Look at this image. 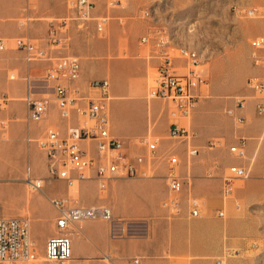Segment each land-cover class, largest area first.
<instances>
[{
	"label": "rangeland",
	"instance_id": "obj_1",
	"mask_svg": "<svg viewBox=\"0 0 264 264\" xmlns=\"http://www.w3.org/2000/svg\"><path fill=\"white\" fill-rule=\"evenodd\" d=\"M113 1L116 0H97L94 16L122 17L125 24L119 26L112 19L109 28L100 35L95 33L93 23H88L87 28H78L76 21L70 19L73 15L69 14L64 0H0V40L6 47L0 53V122L5 125V132L0 133V170L4 172L0 176V217H25L30 221V235L37 249V259H41L36 264H51L42 260L44 243L41 239L49 229L51 235L47 238L56 236L54 212L48 199H68L72 204L110 208L108 193L111 184L105 192H100L93 180L75 183L67 189L65 182L48 176L44 155L36 149L35 143L27 142V139L42 136L43 131L37 126V135H32V124L39 122L32 123L27 119L22 95L25 88L21 79L27 70H30L32 78V67L41 68L47 63L26 64L22 54L14 48L15 39L24 38L30 43L45 46L52 28L50 22L56 25L66 18V26L57 35L60 42L51 47L53 58L74 57L80 63L116 62L121 70H128L126 80H144L146 97L157 76L156 62L149 56V46H139V38L162 35L167 40L168 52L173 56L177 55L175 49L178 47L194 50L199 59L197 69L207 81L199 90L200 100H221L224 102L222 109L226 110L231 109L230 103L248 97L246 80L256 74L250 64L249 42L264 36V0H118L121 8L111 6ZM246 9H254L255 16L246 17L239 12ZM144 12L149 16L143 17ZM21 22L23 27H20ZM240 52L243 55H239ZM177 63L183 64L182 61ZM10 73L17 76L16 81L7 80ZM12 86H16L15 92H12ZM35 92L42 95L50 91L42 83L36 86ZM40 97L50 98L49 95ZM152 101L159 104L160 110L166 104L162 100ZM250 102L246 99L247 107ZM12 104H19L20 108L12 109ZM168 106L171 110L172 104ZM190 116L179 120L169 116V121L191 132ZM49 128L57 130L55 126ZM150 138L158 137L150 135ZM260 143L257 156L246 155L240 159L247 167V178L234 180L231 195L223 200L225 220L233 222L227 237L228 252L222 257L224 264H264V137ZM169 149L158 153L161 158L156 161L154 169H148L146 178L134 179L156 178L157 169L164 163ZM191 163L192 160L189 166ZM212 171L209 173L213 178L216 175ZM227 174L225 170L221 178ZM31 179L42 180V188L32 190L28 185ZM27 196L32 198V204L25 201ZM46 211L51 213L48 219L45 218ZM90 222L105 225L108 240L120 231L123 234L127 232V226L120 220H114L111 228L105 221ZM33 225L38 230L36 236L32 234ZM116 226L118 230H115ZM135 229L129 233H138L140 225L137 224ZM76 237L93 243V235L76 234ZM103 262L109 264L108 260ZM92 263L93 260L88 259L79 264Z\"/></svg>",
	"mask_w": 264,
	"mask_h": 264
},
{
	"label": "built area",
	"instance_id": "obj_2",
	"mask_svg": "<svg viewBox=\"0 0 264 264\" xmlns=\"http://www.w3.org/2000/svg\"><path fill=\"white\" fill-rule=\"evenodd\" d=\"M97 0H64L70 18L76 21L78 28H87L93 23L96 34H103L115 19L119 26L125 24L122 17L112 18L108 14L94 16ZM217 1V0H209ZM111 6L121 8V2L116 0ZM243 16L254 17V9L239 11ZM148 17L149 13H142ZM63 18L52 27L48 34L47 45L30 43L24 38L14 41L15 50L22 54L26 64L47 63L41 79L50 98L36 96L32 80L25 74L21 79L25 88L24 104L27 119L30 122H41L48 117L49 107L54 106L58 118L65 123V130H53L49 127L42 137L28 143H35L36 148L44 155L47 174L50 178L65 182L67 189L75 183L93 180L100 192H105L110 182L115 179L146 178L148 169L155 167L158 156L159 138L147 135L138 143L145 148V154L129 156L123 142L110 132V117L108 102H110L109 81L107 79L89 80L80 85V62L74 57L51 56L54 44L60 42L57 35L66 26ZM24 23H20L23 27ZM139 46H149V56L156 62L157 76L154 85L148 90L147 101L162 100L172 104L169 116L173 119L187 118L193 112L199 99L200 88L206 85V80L197 69L198 56L194 50L186 47L175 49L177 55L168 52V43L164 36L139 38ZM6 50L0 40V52ZM249 58L251 67L256 74L249 77L245 83L248 97L234 102V109L225 110V114L237 123L244 122V117L237 116L235 111H246V99L253 102L255 116L261 120L264 128V36L254 38L249 42ZM182 61L183 64L177 62ZM9 81H15L17 76L7 74ZM43 95H48L43 93ZM41 95V96H43ZM4 122H0L1 135L5 132ZM194 133L171 123L168 138L179 142H189ZM244 139H239L236 145L228 151L235 157L245 156ZM219 142H209V148H216ZM198 150L188 144L185 155L186 162L194 159ZM167 172L165 175L167 196L161 201L160 207L170 218L180 216L186 210L191 219L200 218L203 214V204L190 193L183 197L185 178L179 173V158L169 152L165 157ZM228 174L223 177L220 197L225 200L233 191V182L247 178L248 171L243 167L229 166ZM32 190L38 191L43 186L42 180H29ZM48 203L54 212L53 226L56 236L45 241L42 259L51 264H69L72 261L71 231L83 222L105 221L112 224L113 216L110 208L104 205L82 206L72 204L68 199L50 198ZM215 216L224 219L223 210L215 211ZM30 221L25 217H0V264H36L37 249L30 235ZM112 230V229H111ZM214 264H224L222 258Z\"/></svg>",
	"mask_w": 264,
	"mask_h": 264
},
{
	"label": "crops",
	"instance_id": "obj_3",
	"mask_svg": "<svg viewBox=\"0 0 264 264\" xmlns=\"http://www.w3.org/2000/svg\"><path fill=\"white\" fill-rule=\"evenodd\" d=\"M44 68L45 66L32 67V78L30 70L24 75L27 74L32 85L36 87L42 84L40 81ZM80 70V85H85L89 80L109 81L110 132L123 142L127 154H145V148L138 141L147 135L158 137V153L170 148L167 153L172 152L179 158V173L187 182L184 184L183 197L190 193L201 199L203 214L200 218L191 219L184 209L180 216L170 218L160 207L161 201L167 196V165L164 159V163L157 169L156 178L115 179L110 182L108 203L112 211V222L123 221L127 232L123 234L120 231L113 239L108 240V229L105 225L83 222L71 231V262L79 264L92 259V264H104V260H108L109 264H214L215 259L222 258L228 252L227 237L230 224L233 223L226 222L225 217L219 219L215 216V208L221 205L219 209L223 210V200L220 197L223 180L221 176L229 166L247 168L228 149L236 145L239 139H244L245 156L255 157L260 149L261 138L264 137L263 124L254 114L253 102L248 104V110L235 111L237 116L244 117V122L236 124L234 119L225 114L226 109H222L223 101L199 98L190 116L193 139L174 143L167 139L170 126L169 106L164 104L160 110L157 102L150 103L146 100L144 80H126L128 70H121L116 62L102 64L97 61H84L80 63ZM43 86L46 87L44 84ZM15 91L16 86H12V92ZM34 93L37 97L41 96L35 90ZM49 93L46 94L50 95ZM22 95L25 96V89ZM229 106L234 109V103ZM11 108L19 109L20 106L12 104ZM37 126L43 134L50 126H55L60 132L65 130V123L58 118L54 106L49 107L46 120L37 125L32 124V135H37ZM36 139L38 138L32 140ZM214 141L219 142L218 148H209V142ZM188 144L198 150L190 166L185 155ZM211 169L216 175L213 178L209 173ZM50 216L51 213L46 211L45 218ZM137 224L140 225V231L130 234V231L136 230ZM117 227L115 230H118ZM37 233L38 230L33 225L32 234L36 236ZM76 234L85 237L93 235V243L90 244L84 238L78 239ZM50 235L49 229L45 237H41L42 243L45 244Z\"/></svg>",
	"mask_w": 264,
	"mask_h": 264
},
{
	"label": "bare ground",
	"instance_id": "obj_4",
	"mask_svg": "<svg viewBox=\"0 0 264 264\" xmlns=\"http://www.w3.org/2000/svg\"><path fill=\"white\" fill-rule=\"evenodd\" d=\"M239 55H243V53L240 52ZM194 56H197L195 52H194ZM110 99H111V98H110ZM108 104H109V102H108ZM3 173H4V172L0 170V176H2ZM25 201H26L28 204H32V198L29 197V196H27V198L25 199ZM42 260H43V259H42ZM40 261H41V259H37V262H38V263H39Z\"/></svg>",
	"mask_w": 264,
	"mask_h": 264
}]
</instances>
